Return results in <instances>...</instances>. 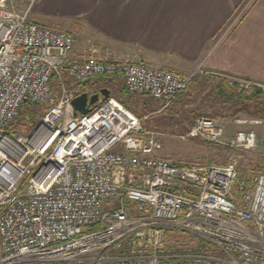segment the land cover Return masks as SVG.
Returning a JSON list of instances; mask_svg holds the SVG:
<instances>
[{
	"label": "built area",
	"instance_id": "built-area-1",
	"mask_svg": "<svg viewBox=\"0 0 264 264\" xmlns=\"http://www.w3.org/2000/svg\"><path fill=\"white\" fill-rule=\"evenodd\" d=\"M38 1L0 0V264H264V171L250 182L235 161L159 156L165 134L146 130L112 94L86 114L73 105L95 94L87 83L118 76L128 97L157 99L158 113L197 80L217 77L245 97H264V84L202 65L180 74L96 44L76 55L73 32L32 19ZM37 106L36 124L22 132V109ZM181 139L258 144L254 130L227 138L206 116ZM175 229L189 241L167 239Z\"/></svg>",
	"mask_w": 264,
	"mask_h": 264
},
{
	"label": "crops",
	"instance_id": "crops-1",
	"mask_svg": "<svg viewBox=\"0 0 264 264\" xmlns=\"http://www.w3.org/2000/svg\"><path fill=\"white\" fill-rule=\"evenodd\" d=\"M32 19L73 32L76 55L96 44L117 57L180 74L202 65L264 84V0H39ZM114 80L124 88L121 76ZM205 80L215 84L220 103L214 108L221 107L227 92L217 91L227 90L226 81ZM199 106V116L208 112ZM188 114L193 117L195 109Z\"/></svg>",
	"mask_w": 264,
	"mask_h": 264
},
{
	"label": "rangeland",
	"instance_id": "rangeland-1",
	"mask_svg": "<svg viewBox=\"0 0 264 264\" xmlns=\"http://www.w3.org/2000/svg\"><path fill=\"white\" fill-rule=\"evenodd\" d=\"M103 87L110 89L111 94L115 97H120L122 95L120 89L121 86H115L112 84H102ZM200 93V95H198ZM187 94L192 96V99H188ZM194 95L198 96L197 99H193ZM122 98L130 105L139 108L142 98L139 95H134L132 97L122 96ZM198 100V101H197ZM220 99L216 95L215 84H209V81L205 79L197 80L191 85V89L184 93L181 100L165 111L157 112L160 108V102L154 104L152 109L154 113L145 116L143 119V125L151 131L157 133L165 134L162 138L163 148L159 152V156L171 159L177 162L200 164L203 162H214L216 164H227L232 161L237 162L238 167L244 171L248 172V167H254L264 171V119L256 117L255 119L260 120L258 124L251 123L254 119L253 116L246 113H240L233 118L225 119L223 123L219 124L225 129L226 137H232L237 131L244 130H254L258 135V144L255 148L251 150L246 149H233L226 146H216L210 145L201 139H181L199 116L198 106L205 108L208 112L204 114H212L214 111V105L220 103ZM200 103L198 106L194 105ZM207 102V104H205ZM213 105V107H212ZM42 107H27L24 109L23 120L18 126L20 130L27 133L35 124L36 117L41 114ZM171 109V110H170ZM196 111L193 117H190L188 112L191 110ZM26 114L31 116L28 119ZM179 115L175 117L173 115ZM202 116V115H201ZM212 118V117H211ZM215 119V118H213ZM236 120L245 121L243 124H238ZM259 128L263 130V133H259ZM12 135H16L17 131L10 130ZM99 230L97 227L95 229ZM170 241L180 240L182 242L189 241V234L186 231H181L175 229L174 231H169ZM114 250L111 251L110 255L114 254Z\"/></svg>",
	"mask_w": 264,
	"mask_h": 264
},
{
	"label": "trees",
	"instance_id": "trees-1",
	"mask_svg": "<svg viewBox=\"0 0 264 264\" xmlns=\"http://www.w3.org/2000/svg\"><path fill=\"white\" fill-rule=\"evenodd\" d=\"M102 84H111V85L113 84L115 86L116 80L97 79V80L92 81L91 83H87L85 85V87H91V88H93L95 93H98L103 88ZM54 86L57 87V84L55 82H54ZM226 88H227V90L220 88V91H217V94L219 96L225 95V94H223L224 91L227 92V96H225V100H224V103L222 104V106L221 107H215L212 114H208V113L203 114L202 113L201 114L202 116L212 117V118H215L218 120H225V119L233 118L240 113H246L248 115L260 117V118L264 119V97H263V94L261 93V91L255 92L250 97H245L243 95H238L233 89H231L229 87H226ZM120 91H121L122 95L120 97H117V98L134 115H136L138 118H140L142 122H143V119L145 116H148V115H151L154 113L152 106L154 104L156 105L159 103V101L157 99H155L154 97H152L150 95H142L141 98L143 97V99L141 100L140 106H138L139 108H137L135 106L128 104L122 98L123 95L127 96L125 84H124V88H121ZM106 101H107L106 98H102L100 102L104 103ZM24 111L25 110L22 109L21 113L23 114ZM143 127L146 130H149L144 125H143ZM204 142H206V141H204ZM206 143L210 144V145L221 146L220 144H215V143H210V142H206ZM180 163L186 164L188 166L196 165V164H192V163H183V162H180ZM200 164L210 165V164H214V162H212V161L211 162H203ZM247 170H248V175H249V181L251 182L252 178L255 174V171L251 167H248ZM250 187L252 188L251 184H250ZM235 197H236L237 201L240 202V194L237 190H235ZM166 235H167V239H169V231L167 232Z\"/></svg>",
	"mask_w": 264,
	"mask_h": 264
},
{
	"label": "water",
	"instance_id": "water-1",
	"mask_svg": "<svg viewBox=\"0 0 264 264\" xmlns=\"http://www.w3.org/2000/svg\"><path fill=\"white\" fill-rule=\"evenodd\" d=\"M110 96H111L110 89L103 87L98 93H95L91 95L90 97L87 93H82L78 95L73 100V105L77 112L86 114L89 112L88 106L95 105L101 100V98L107 99Z\"/></svg>",
	"mask_w": 264,
	"mask_h": 264
}]
</instances>
